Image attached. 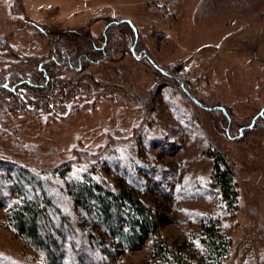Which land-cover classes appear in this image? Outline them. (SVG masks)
<instances>
[{"label":"rangeland","instance_id":"1","mask_svg":"<svg viewBox=\"0 0 264 264\" xmlns=\"http://www.w3.org/2000/svg\"><path fill=\"white\" fill-rule=\"evenodd\" d=\"M109 20L132 23L141 54L118 48L114 61L69 71L68 111L56 100L9 114L2 104L13 100L0 92V157L45 171L41 186L23 180L20 191L0 167V264H49L8 217L42 191L66 251L83 240L79 251L98 264H152L155 240L195 260L205 256L211 230L227 240L218 264H264V0H0V74L16 55L33 74L53 33L97 38ZM218 153L231 166L233 198L213 178L215 165L224 168ZM86 179L136 190L166 220L134 248L118 245L66 194ZM66 216L82 239L63 225Z\"/></svg>","mask_w":264,"mask_h":264},{"label":"trees","instance_id":"2","mask_svg":"<svg viewBox=\"0 0 264 264\" xmlns=\"http://www.w3.org/2000/svg\"><path fill=\"white\" fill-rule=\"evenodd\" d=\"M21 18L23 19V16ZM23 22L26 26L30 25L46 35L42 25L27 19ZM53 35L55 37L52 38L49 55L37 60L33 66L31 65V68H34L33 74L27 72V67L22 63V59L24 62L27 60L17 55L14 62L6 68V72L0 74V92L6 93L13 100L12 103L3 101L4 111L11 114L23 108L24 105L30 108L48 107V103L53 104L59 100L61 110L66 112L69 109L64 105L63 99L74 96V77L67 75L69 71L78 72L92 64L104 63V60L114 61L118 48L122 52L127 51L135 59H138L136 56L141 54L140 49L136 48L139 43L138 33L132 23L127 20L107 21L97 38L92 37L86 30L82 32L77 29L68 32L58 31ZM116 35H119V38H114ZM2 40L0 39V42H3ZM0 45L4 46V44ZM143 54L144 51H142ZM7 55L14 57L12 52L7 51ZM142 58L145 59L146 56L143 55ZM152 65L156 68L154 64ZM178 86L189 97L184 84L180 83ZM204 109L211 110V108ZM259 117L264 118V114H260ZM254 126L255 123H250L247 127H243L241 132L253 129ZM217 156L224 168L221 169L220 165H215L213 178L220 187L222 195L233 198L235 189L231 166L222 153H218ZM63 166H58L61 168L58 170L60 173L67 165ZM0 167L11 173V185L16 190H23L20 185L23 180L32 187L43 184L45 171L29 166L28 163L23 164L14 158L0 157ZM61 175L57 176L64 179L63 174ZM66 194L73 197L75 206L81 207L101 224L105 236L113 240L118 238V245L122 242L123 247L134 248L151 236L159 224L166 220V217L149 206L147 201L136 193V190L125 186L111 189L101 182L86 179L68 186ZM41 195L34 194L31 199L24 197L21 203L10 209L8 217L15 233L40 253L49 264H63L66 258V264H98L97 258L96 260L94 257L88 258L79 251L83 240L81 243L78 239V247L76 243L74 247L66 251V247L62 244L64 235L55 228V224L47 215V208L51 206L50 199L43 198L44 191ZM64 224H68L74 238L82 239L80 234L78 236L73 219L64 217ZM204 239L205 256L201 255L195 260L174 252L162 242L155 240L152 243V256L154 257L152 264H218L221 252L227 245L226 238L217 230H211Z\"/></svg>","mask_w":264,"mask_h":264},{"label":"water","instance_id":"3","mask_svg":"<svg viewBox=\"0 0 264 264\" xmlns=\"http://www.w3.org/2000/svg\"><path fill=\"white\" fill-rule=\"evenodd\" d=\"M157 68H158V67H157ZM158 69H160V67H159ZM188 95H189L190 99H191L192 101H194L198 106H200V107H202V108H208V107H206L205 105H203L201 102H199L194 96L190 95L189 93H188ZM219 108H220V109H223L222 107H219Z\"/></svg>","mask_w":264,"mask_h":264}]
</instances>
